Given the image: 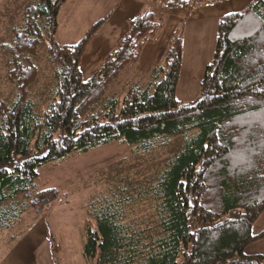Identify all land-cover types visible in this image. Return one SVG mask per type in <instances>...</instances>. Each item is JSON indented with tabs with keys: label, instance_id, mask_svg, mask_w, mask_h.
<instances>
[{
	"label": "trees",
	"instance_id": "1",
	"mask_svg": "<svg viewBox=\"0 0 264 264\" xmlns=\"http://www.w3.org/2000/svg\"><path fill=\"white\" fill-rule=\"evenodd\" d=\"M31 1L22 23L11 29L12 42L0 45L6 80L16 89L13 100H0V232L10 241L21 237L24 214L56 199L55 189L38 188L43 166L112 142L155 153L176 138L178 149L148 185L89 202L83 259L264 264V256L245 254L264 239V230H252L264 213V0L218 21L201 95L190 103L175 98L181 29L171 35L162 64L149 70L146 85L128 74L167 18L186 20L196 7L225 0H151L157 10L127 19L125 33L86 81L80 62L107 17L77 43L61 45L58 13L67 0ZM41 44L53 77L42 110L29 92L38 79L32 58ZM137 206L152 211L149 219L136 213Z\"/></svg>",
	"mask_w": 264,
	"mask_h": 264
},
{
	"label": "rangeland",
	"instance_id": "2",
	"mask_svg": "<svg viewBox=\"0 0 264 264\" xmlns=\"http://www.w3.org/2000/svg\"><path fill=\"white\" fill-rule=\"evenodd\" d=\"M252 1L225 0L204 4L196 7L188 20L169 19L158 38L149 43L148 50H155L151 65L147 66L144 59L146 57H143L139 65L138 61L135 68L129 72L128 78L146 85L150 80L149 70L162 64L171 35L181 29L182 62L175 98L183 103L195 101L201 95L205 69L212 61L218 21L223 16L242 13ZM31 3V0H0V45L12 42L11 29L22 23L23 13ZM62 10L66 24L61 28V41L67 36L70 26L74 25V36L68 41L77 43L93 23L107 17L104 31L82 58L80 71L86 81L102 64L103 53H106L105 45L107 44V50L110 48L107 43L110 36L107 32L111 28L126 29L124 21L137 12L156 11L157 7L151 0H68ZM202 19L208 20L201 24ZM56 41L58 42L57 35ZM93 47H102V50L98 54H92ZM4 62L0 54V100L8 102L14 99L16 89L6 80ZM32 62L38 70V79L30 86L29 92L31 100L42 110L53 85L52 65L48 61L43 44L37 49ZM111 91L119 97L122 96L118 88ZM178 146L179 140L174 138L165 149L144 154L127 145L112 142L86 154H72L58 164L43 166L37 172L38 188L55 189L56 199L44 209L28 210L24 214L23 226L26 228L21 237L10 241L6 232H0V264H55V261L59 264H94L93 261L86 262L82 256L81 229L87 220L89 202L103 198L111 191H130L138 186L148 185L176 152ZM151 212L147 206L136 208V213L142 218L149 219ZM259 222L254 225V229L260 227ZM258 242L248 246L245 254L250 248H257ZM51 243L55 245L54 257L51 253ZM261 243H264V239ZM53 258L56 260L53 261Z\"/></svg>",
	"mask_w": 264,
	"mask_h": 264
},
{
	"label": "crops",
	"instance_id": "3",
	"mask_svg": "<svg viewBox=\"0 0 264 264\" xmlns=\"http://www.w3.org/2000/svg\"><path fill=\"white\" fill-rule=\"evenodd\" d=\"M68 3V0H67V2L61 7V10H60V12H59V15H58V31H57V40H58V42H59V44H61V45H73V44H75L74 42L75 41H68V39H70V38H72L73 36H74V31L76 30V26H70V28L68 29L69 31H67V36L66 37H63L62 38V41H61V39H60V32H61V28L62 27H64V25L66 24V22H65V16H63V7L66 5ZM138 13V12H137ZM133 17V16H132ZM131 17V18H132ZM169 19H171V20H177V18H175V17H169V18H167V20H166V23H167V21H169ZM188 20V19H187ZM206 20H208V19H202V21H201V24L203 23V22H206ZM127 21V20H126ZM126 22L124 21V24H125ZM106 25H107V22L103 25V27L99 30V32L97 33V35H96V37L94 38V40H93V42H92V44L89 46V49L87 48V50H86V52L84 53V55H83V57L82 58H84V56L86 55V53L92 48V46L94 45V43H95V41H96V39L98 38V37H100V35H101V33L104 31V28L106 27ZM126 25V24H125ZM67 29V28H66ZM116 31V32H115ZM125 31H126V29H116V28H111V30L109 31V32H107L108 34H109V39L107 40L108 42L107 43H109V45H110V48H109V50H107V44L105 45V47H106V49H105V51L104 52H106V53H103V56L105 57L108 53H110L112 50H113V48L115 47V45H116V43H117V41L119 40V38L125 33ZM67 40V41H64V40ZM106 43V42H105ZM150 46V44H148L146 47H145V49L143 50V52H142V54H141V57H140V59H139V62H138V64L137 65H139V63H140V61L143 59V57H146V58H144L145 59V62H146V64H147V66L148 65H151V61L153 60V56L155 55V50L153 51V49H150V50H148V47ZM103 47V46H102ZM102 47L100 48V47H98V48H94L93 47V51H92V54H98L99 52H101V50H102ZM182 48H183V45H182ZM183 50V49H182ZM81 63H82V59H81V62H80V66H81ZM138 67V66H137ZM80 69H81V67H80ZM96 71V70H95ZM94 71V72H95ZM93 75V74H92ZM260 221V222H259ZM261 223V225H260V227H258L257 229H254V225L256 224V223ZM255 224L253 225V227H252V230H253V233L254 234H256V233H259V232H261V231H263L264 230V213L263 214H261V216L257 219V221L255 222ZM255 231V232H254ZM261 240H263V239H261ZM261 240H259V245L257 246V248H255V249H253V248H250V250H249V252L247 253V255H262V256H264V247L262 246L261 247V245H264V243H261ZM257 242H255V243H257ZM253 245V244H252ZM251 245V246H252Z\"/></svg>",
	"mask_w": 264,
	"mask_h": 264
},
{
	"label": "snow or ice",
	"instance_id": "4",
	"mask_svg": "<svg viewBox=\"0 0 264 264\" xmlns=\"http://www.w3.org/2000/svg\"><path fill=\"white\" fill-rule=\"evenodd\" d=\"M10 171V170H9Z\"/></svg>",
	"mask_w": 264,
	"mask_h": 264
}]
</instances>
